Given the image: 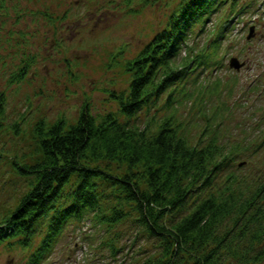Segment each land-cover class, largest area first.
I'll return each instance as SVG.
<instances>
[{
	"label": "trees",
	"instance_id": "1",
	"mask_svg": "<svg viewBox=\"0 0 264 264\" xmlns=\"http://www.w3.org/2000/svg\"><path fill=\"white\" fill-rule=\"evenodd\" d=\"M225 1L180 0L164 29L123 63L131 77L124 90H110L115 108L93 111L86 102L75 118L59 115L52 121L46 117L35 121V158L12 160V170L26 178L28 189L0 220V244L29 249L25 264H41L66 225L89 213L111 227L127 217L136 224V236L151 251L134 264L264 261V169L244 175L239 171L243 165H238L264 151V139L255 141L245 131L233 141L221 134L223 102L210 115L200 109L198 114L207 123L198 136L174 115L177 104L192 94L186 85L189 75L219 62L218 38L225 25L200 52L193 51L188 39ZM238 1L228 5L232 13ZM5 2L0 0V17L8 15ZM240 6L236 13L245 7ZM24 13L31 19L39 13L45 21L55 22L44 8L30 7ZM183 47L191 49L186 56H181ZM209 47L213 50L207 52ZM33 61L25 57L6 81L24 79ZM195 75L192 82L199 92L205 82ZM205 85L206 89L209 84ZM5 101L1 90L0 115ZM254 118L257 126L264 115L260 117L259 111ZM220 176L226 177L223 183L217 181ZM106 198L115 201L108 209ZM124 204L130 205L128 211ZM103 243L116 251L112 241Z\"/></svg>",
	"mask_w": 264,
	"mask_h": 264
},
{
	"label": "rangeland",
	"instance_id": "2",
	"mask_svg": "<svg viewBox=\"0 0 264 264\" xmlns=\"http://www.w3.org/2000/svg\"><path fill=\"white\" fill-rule=\"evenodd\" d=\"M5 1L10 9L7 16L0 17V91L6 98L0 115V220L28 189L26 178L12 170V160L29 162L35 158V121L39 117L52 121L59 115L75 118L86 102L93 111L115 108L110 90H124L131 77L123 63L164 29L169 12L180 0ZM230 2L222 3L188 39L193 51L200 52L225 25L223 36L218 38L219 62L208 68L198 67L189 75L186 85L192 88V94L177 104L174 115L187 122L186 128L198 136L207 123L198 114L200 109L206 108L210 115L223 102L220 114L225 125L220 127L221 134L233 141V137H244L245 133L240 132L245 131L255 141H261L264 119L257 126L253 120L259 111L260 117L264 115V0H239L234 13L228 7ZM15 3L19 10H15ZM243 4L245 7L236 13ZM30 7L47 9L55 22L45 21L39 13L31 19L24 13ZM62 14L66 15L64 19L60 18ZM251 26L253 35L247 37ZM189 47L186 51L183 47L181 56L187 55ZM211 50L213 47L206 51ZM231 56L244 62L240 68L230 66ZM25 57L34 60L27 75L9 84L8 76ZM196 73L200 82L209 84L199 92L192 82ZM215 81L219 84L215 85ZM238 165H243L239 171L244 175L254 170L262 172L264 151ZM224 178L220 176L218 183H223ZM104 203L108 209L115 201L106 198ZM123 207L130 209L128 204ZM127 218L116 227L97 222L89 213L81 220L70 221L41 264H134L151 250L144 247L142 237L136 236V224ZM102 241H112L116 251ZM28 250L2 242L0 264H25Z\"/></svg>",
	"mask_w": 264,
	"mask_h": 264
},
{
	"label": "water",
	"instance_id": "3",
	"mask_svg": "<svg viewBox=\"0 0 264 264\" xmlns=\"http://www.w3.org/2000/svg\"><path fill=\"white\" fill-rule=\"evenodd\" d=\"M252 35H253V26L250 27V32L249 35H247V37ZM229 59H230V66L235 68H240V65L244 63L243 61L240 62L239 59H237V56H232Z\"/></svg>",
	"mask_w": 264,
	"mask_h": 264
}]
</instances>
